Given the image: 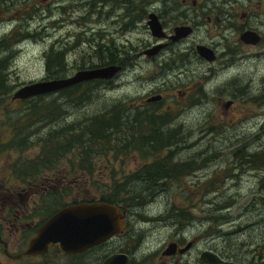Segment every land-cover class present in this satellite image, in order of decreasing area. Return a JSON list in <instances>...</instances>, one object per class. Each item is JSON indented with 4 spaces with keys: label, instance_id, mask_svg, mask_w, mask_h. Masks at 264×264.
Returning a JSON list of instances; mask_svg holds the SVG:
<instances>
[{
    "label": "rangeland",
    "instance_id": "obj_1",
    "mask_svg": "<svg viewBox=\"0 0 264 264\" xmlns=\"http://www.w3.org/2000/svg\"><path fill=\"white\" fill-rule=\"evenodd\" d=\"M23 1L27 4L23 5ZM90 1L70 6L65 4L66 0L59 3L41 0L39 8L48 10V16L44 13L34 16V11L29 9L18 18L14 10L21 12L19 7H28L29 0H14L15 5L3 10L0 37L15 28L29 35L21 40L15 37L17 42L2 54L8 56L7 84L13 86L10 94L22 85L44 81V55L51 46L55 51H67L68 75L65 77H69L81 65L108 63L114 54L113 43L116 58L123 60L124 73L120 72L108 85L109 92L102 94L96 86L87 105L67 108L68 116L61 115L59 118L63 120L58 126L75 123L84 114L91 117L104 113L115 104L127 108L126 116L130 117L144 105L145 98L160 94L161 103L149 106L156 114L166 113L169 122L161 132H169L172 145L156 157H142L132 151L119 154L117 150L105 155L91 154L90 171L82 167L85 162L73 150L54 171L38 177L52 183V192L44 195L55 197L63 205L83 200L94 202L111 193L120 199L125 190L135 196L131 207L123 203L127 219L123 233L96 249L93 257L97 252L103 258L108 252L126 248L133 264H167L168 259L160 252L174 233L179 232L188 240L209 232L213 234L211 240L199 241L198 249L223 250L237 264H264V0H229L240 4L230 8L234 14L233 25L241 24L243 15L245 24L257 29L262 37L256 46L239 48L235 60L238 65L233 67L231 61L221 57L213 63H204L196 56H185L177 61L178 70L166 75L161 73L162 68L159 70L160 55L154 60L137 56L143 41L152 42L147 29L142 27L143 22L129 30L120 29L116 0H105L102 15L98 14L101 5ZM153 6L158 7L159 3ZM224 26L202 22L177 46L184 52V48H192L194 43L214 45L218 57L226 42L237 41V36ZM35 32L41 34L40 40ZM88 42L97 46L88 49ZM132 58L138 63L133 68L126 61ZM177 90L185 93L184 98L177 97ZM16 101L5 100L6 109H19ZM226 102L230 105L222 109L221 105ZM1 112L2 109L0 121L3 120ZM157 135L167 136H161L160 132ZM10 138L1 128L0 142L7 143ZM38 152V148L30 147L23 152L0 153L1 178L7 186L25 187L11 176L9 165L33 158ZM168 154V161L173 163L170 176L158 167L163 172L159 171L155 179L137 181L145 177L141 170L144 166ZM161 172L165 177L159 179ZM133 174L142 176L134 179ZM115 189L118 191L114 192ZM59 263L69 264V260L60 257Z\"/></svg>",
    "mask_w": 264,
    "mask_h": 264
},
{
    "label": "flooded vegetation",
    "instance_id": "obj_2",
    "mask_svg": "<svg viewBox=\"0 0 264 264\" xmlns=\"http://www.w3.org/2000/svg\"><path fill=\"white\" fill-rule=\"evenodd\" d=\"M196 1L149 0L148 2V0H132V4L131 0H127L125 3L123 0H116V8L120 10L118 14L120 29L129 30L135 26L137 27L143 22L142 27L147 29L152 42L148 43L143 41L137 56H142L145 60H154V57L160 55L161 61L159 63V70L162 68L161 73L165 75L171 74L172 70H178L179 64L177 61L185 56H196V58L202 60L204 63H213L221 57L222 60L225 59L227 62L231 61L233 67L238 65L239 62L235 63L237 56L236 52L240 47L246 46L240 39L241 34L244 32H253L256 34L258 41L254 44L255 46L261 42L262 37H260L257 29H252L249 25H246L243 15L240 16L242 23L238 26L233 25L234 14L231 12L230 8L240 5L238 2L233 3L229 0H217L218 3H216L214 0H199L197 4ZM95 3L101 5V7L98 8V14H104L103 6L105 0H95ZM155 3H159V6L154 7L153 4ZM149 4L151 7H148ZM154 8H157V10ZM96 13L95 11V14ZM151 17L155 19L158 25L156 30L151 26L153 32L149 25L152 21ZM205 21L206 23L212 22L217 26L224 24V29H228L231 33H234V35L237 36V41L231 43L226 42V45L222 47L223 52L218 57L215 55L216 46L212 45L210 47L202 43H194L191 45L193 49L191 47H186L183 49L184 52H182V49L177 45L192 35L197 25H201V23ZM180 28L189 30L184 37H178L177 30ZM92 45L97 46L96 43L90 44L88 42L86 48L89 49ZM197 46H204L210 49L213 52L212 61H206L198 56L195 49ZM247 46L251 47V45ZM111 52L114 54H111L110 62L84 69L91 70L108 65L120 67L118 72L111 79L94 80L102 84L97 85L98 90L102 92V94L109 92L110 87H108V85L113 82V79H115L120 72L124 73L123 60L116 58L117 49L113 43ZM234 52L235 54H233ZM135 58L126 60L128 66L133 64L132 68L136 67L138 63L135 64L133 61ZM176 93H178L176 95L180 99L185 96L184 92L181 93L177 90ZM156 96H159L160 99L157 101L149 100ZM161 98L162 95L155 94L145 98L144 105L140 106H143V108L149 107L150 103L159 105L162 101ZM221 108L226 109L228 107H225L223 103ZM142 110L145 111L146 109H139V111ZM139 116L143 117L142 115ZM134 130L135 127L131 129V132L133 133ZM141 170L139 172H141ZM1 175L0 172V264H64L59 263L60 257L69 260V264H89L95 261L97 264H101L104 258L114 253L126 255L129 259V264H133L130 253L125 250L126 248L123 249L124 251H122V249H117L116 251L108 252L109 255L103 258L100 252H97L93 257V252L108 241L76 255H64L55 247L48 246L44 252L33 256H25L23 253L29 241L36 235L37 230L47 219L67 205H75L84 202H71L63 205L56 201L55 197H46L44 194L52 192L53 186L51 185L52 183H49L50 180L43 179L44 177L34 180H19L21 184H25V187H21L20 185L7 186L6 181L1 178ZM141 176H139V174L132 175L134 179ZM137 181H142L141 183L145 181L149 182L145 177L138 178ZM29 203H31L30 206L28 205ZM27 205L29 207H27ZM116 207L122 211L127 226L124 209H121L119 206ZM38 212L39 214L42 212L41 215L43 217H40ZM124 230L125 228L111 239L120 236ZM212 235V233L205 232L201 237L194 236L186 240L181 233H174L172 239L168 240L163 245L160 255L168 259L167 264H221L209 261L208 255H213L225 263L237 264L235 263V259L232 260L231 255H226L223 250L216 251L208 247L198 249L197 243L202 240H211ZM205 244L208 243L205 242ZM240 264L243 263L240 262Z\"/></svg>",
    "mask_w": 264,
    "mask_h": 264
},
{
    "label": "trees",
    "instance_id": "obj_3",
    "mask_svg": "<svg viewBox=\"0 0 264 264\" xmlns=\"http://www.w3.org/2000/svg\"><path fill=\"white\" fill-rule=\"evenodd\" d=\"M62 1L65 0H54L55 3ZM82 1L66 0L65 4L76 6L81 4ZM84 1L86 4L91 2L90 0ZM40 2L41 0H29L28 7L20 6L21 12L19 10L14 11L17 13L18 18L26 14L29 9L32 12L34 11V16L43 13L48 16L50 14L48 10H40ZM22 3L23 5L27 4L25 1ZM12 5H15L14 0H0V20L5 15L3 10ZM29 6L34 7V9L29 8ZM27 33L25 31L23 34L15 28L9 34L0 37V109H2L1 117L3 118L0 121V129L5 130L11 137L7 143L0 142V153L3 151L11 152L12 150L23 152L30 149V147L38 148L39 151L33 158L20 159L9 165V172L13 178L18 181L38 179L42 174L54 171L59 162L65 159V155L73 150L78 152L81 162H85V166H81L90 171L88 160H90L91 154L94 156L105 155V153L117 150L116 153L119 154L132 151L137 152L142 157H156L160 151L172 145L169 132H161V128L169 122L166 113L159 114L157 112L156 114V111H153L150 106L144 108L139 106L138 112L128 117L126 116L127 108L115 104L109 108V111L104 113H97L91 117H85L86 114H84L81 119L75 120V123L58 126L57 123L63 120L59 117L61 115L68 116L67 108L79 109L83 103L88 104L93 89L97 85H102L98 81L80 82L51 93L52 95L45 94L25 100H15L20 105L19 109L16 111L7 110L4 101L10 99L13 86L7 84L6 70L9 62L7 61L8 56L2 54L17 42L15 37L19 36L20 40L26 39ZM35 33L38 40H40L41 34L39 32ZM54 48V46H51L44 55L45 71L42 79L44 81L63 79L68 75V68L65 63L67 51H55ZM85 68L87 67L81 65L76 68V71ZM139 109L146 110L139 111ZM53 125V128H49ZM134 127L135 130L132 133L131 129ZM159 132L161 136L167 135L166 138L157 135ZM168 158L169 154L162 159L155 158L142 168V175L150 180L155 179L157 173L162 171L158 167H162L165 174L170 176L173 163L168 161ZM174 165L177 167L176 164ZM162 172L159 174V179L165 177ZM117 191V189L114 190V192ZM113 194L111 193L106 198H100L99 201L124 209V202L131 207L135 200V196L128 193L127 190H125L123 198L120 199ZM82 202L88 203L91 201L83 200Z\"/></svg>",
    "mask_w": 264,
    "mask_h": 264
},
{
    "label": "water",
    "instance_id": "obj_4",
    "mask_svg": "<svg viewBox=\"0 0 264 264\" xmlns=\"http://www.w3.org/2000/svg\"><path fill=\"white\" fill-rule=\"evenodd\" d=\"M149 23L150 29L155 30L158 25L153 17ZM152 26V28H151ZM188 29L177 30L178 37H184ZM240 39L245 45H254L258 38L253 32H244ZM198 56L206 61H212L213 52L204 47L197 46ZM119 66L108 65L91 70H79L69 77L52 81H38L22 85L15 90L10 100H25L39 95H45L64 89L84 81L109 80L119 70ZM156 96L150 101H157ZM229 102L224 103L225 107ZM125 227L122 211L111 204L94 201L67 205L47 219L37 230L36 235L29 241L25 256H33L44 252L48 246H53L64 255H76L92 247L98 246L114 235L120 233ZM213 263L231 264L218 260L213 255H208ZM101 264H129V259L122 253H114L103 259Z\"/></svg>",
    "mask_w": 264,
    "mask_h": 264
},
{
    "label": "bare ground",
    "instance_id": "obj_5",
    "mask_svg": "<svg viewBox=\"0 0 264 264\" xmlns=\"http://www.w3.org/2000/svg\"><path fill=\"white\" fill-rule=\"evenodd\" d=\"M53 80H57V79H53ZM50 81H52V80H50ZM91 81H94V80H91ZM84 82H86V81H84ZM54 93V92H53ZM49 94H51V93H49ZM99 201V200H98ZM91 202H93V201H91ZM100 202H102V201H100ZM85 203V202H84ZM88 203H90V202H88ZM106 203V202H105ZM109 204V203H108ZM111 205H113V204H111ZM115 206V205H114ZM162 213V212H161ZM124 219H125V217H124ZM124 228H126V220H125V227ZM110 240V239H109ZM109 240H107V241H109ZM106 241V242H107ZM105 243V242H104ZM104 243H102V244H104ZM102 244H100V245H102ZM99 246V245H98ZM95 247H97V246H95ZM93 248V247H92ZM219 260V259H218ZM221 261V260H220ZM222 262V261H221ZM231 264H233V263H231Z\"/></svg>",
    "mask_w": 264,
    "mask_h": 264
}]
</instances>
